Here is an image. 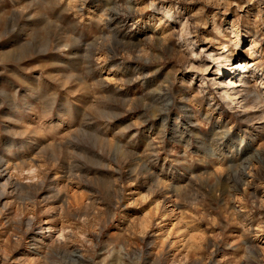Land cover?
Segmentation results:
<instances>
[{"label": "rangeland", "instance_id": "obj_1", "mask_svg": "<svg viewBox=\"0 0 264 264\" xmlns=\"http://www.w3.org/2000/svg\"><path fill=\"white\" fill-rule=\"evenodd\" d=\"M0 264H264V0H0Z\"/></svg>", "mask_w": 264, "mask_h": 264}, {"label": "bare ground", "instance_id": "obj_2", "mask_svg": "<svg viewBox=\"0 0 264 264\" xmlns=\"http://www.w3.org/2000/svg\"><path fill=\"white\" fill-rule=\"evenodd\" d=\"M223 58L227 59L229 62L233 63L236 60L234 50L230 49V51L227 54L223 55ZM253 64H254L253 60H246V59L245 60H240L237 63V65L235 67V70H234V71H237L236 74L231 75V78L229 79V81L224 83V84H223V82L216 81L217 79L220 80V77H218L216 79H213V81H214L213 83H215V84L218 83L217 85L221 89V95H222L223 98H225V99H227L229 101H233L234 98H236L237 95L243 96V95H241V92L244 91L245 87H246V78H245L246 72L248 71V68L250 66H252ZM217 74L221 75L222 71L220 69H217ZM225 84L228 87L225 86ZM242 100H243V106H249V103H250V98L249 97H246V96L242 97ZM251 101H253V100H251ZM47 229H48V227H47ZM62 231H64V229L62 227L59 228V233L60 234H58V235H61V236L60 237H56L55 239H56L57 243H59L61 245H65L66 244V236H64V234H61V233H63Z\"/></svg>", "mask_w": 264, "mask_h": 264}]
</instances>
